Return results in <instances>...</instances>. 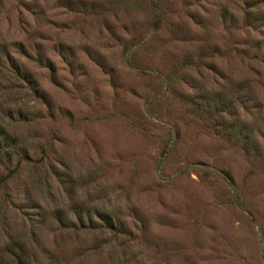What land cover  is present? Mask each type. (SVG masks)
<instances>
[{"label":"rangeland","instance_id":"obj_1","mask_svg":"<svg viewBox=\"0 0 264 264\" xmlns=\"http://www.w3.org/2000/svg\"><path fill=\"white\" fill-rule=\"evenodd\" d=\"M0 140L6 259L264 264V1L0 0Z\"/></svg>","mask_w":264,"mask_h":264},{"label":"trees","instance_id":"obj_2","mask_svg":"<svg viewBox=\"0 0 264 264\" xmlns=\"http://www.w3.org/2000/svg\"><path fill=\"white\" fill-rule=\"evenodd\" d=\"M264 1V0H263ZM250 13H248V15H249ZM255 19L257 20V19H262V17L260 16H257L256 14H255ZM3 141H1L0 140V146H3ZM102 216L104 217V218H110L108 215H106V214H103L102 213ZM105 221H107L108 222V224H110V225H112V223H109L110 221H108V220H105ZM17 242H19L18 244L20 245V244H23L24 243V241L23 240H17ZM22 246V245H21ZM22 248V247H21ZM6 249H7V251L9 252V253H11V255H12V259H6L3 255H2V253H0V264H32V259L31 258H29V257H27L26 255H25V252H24V249L22 250V249H20L19 251H17L15 248H13L12 246H10V245H7L6 246Z\"/></svg>","mask_w":264,"mask_h":264}]
</instances>
